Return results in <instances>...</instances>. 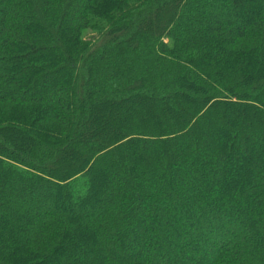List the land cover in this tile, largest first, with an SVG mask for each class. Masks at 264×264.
<instances>
[{
	"label": "trees",
	"instance_id": "1",
	"mask_svg": "<svg viewBox=\"0 0 264 264\" xmlns=\"http://www.w3.org/2000/svg\"><path fill=\"white\" fill-rule=\"evenodd\" d=\"M0 264H264V0H0Z\"/></svg>",
	"mask_w": 264,
	"mask_h": 264
}]
</instances>
